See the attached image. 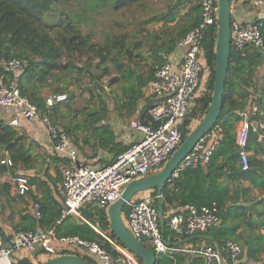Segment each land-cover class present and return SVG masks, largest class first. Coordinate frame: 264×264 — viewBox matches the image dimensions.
Segmentation results:
<instances>
[{
    "label": "trees",
    "instance_id": "obj_1",
    "mask_svg": "<svg viewBox=\"0 0 264 264\" xmlns=\"http://www.w3.org/2000/svg\"><path fill=\"white\" fill-rule=\"evenodd\" d=\"M148 1L0 0V85L13 78L4 68L5 62L14 58L24 60L26 64L23 72L15 78L20 95L33 104L40 114L47 115L53 125L61 128L81 152L83 145L107 150L112 153V161L127 146L115 142L112 131L104 124L100 125V121L106 118L111 104L112 110L130 116L143 102L139 121L147 123L150 120L147 114L150 100L143 101L144 89L153 79L156 68L167 62L174 53L179 40L201 21L198 0H169L162 10L145 18L144 25L150 22L164 24L158 33H144L146 30L142 26L128 31L117 20L104 19L124 10L145 12ZM100 17H103L102 22H99ZM258 21L262 23L261 34L264 39V17ZM172 22L175 23L169 26ZM97 26L102 28L100 35L96 34L94 27ZM114 26L119 29L118 32L113 31ZM216 37L217 22H214L207 27L202 41L203 57L209 69L206 89L195 96L194 104L190 105L180 123L182 140L193 129L192 125L202 118L211 102ZM263 63L262 53L252 45L240 50L231 47L222 108L215 125L220 128V136L209 163L207 166L184 169L165 183L160 192L165 217L170 208L186 204L201 207L216 203L218 224L193 234L197 237L189 241H198L199 244L204 242V245L192 247L191 250L200 246L219 249L224 264H231L225 242L234 241L232 235L236 229L225 224L227 210L244 208L235 203L223 207L228 189L220 179L226 182L248 181L264 191V142L258 141L260 132L249 130L245 150L253 153L248 156L246 169H242L239 164V147L235 143L236 127L242 119L239 113L247 112L254 105L256 112H248L249 120L264 123V74H258ZM104 77H108L105 85L102 83ZM52 94H64L66 99L47 107L45 98ZM71 113L81 115L80 122L72 121L74 119L70 122ZM78 133H83L80 142ZM27 138L21 130L8 124L0 110V159L4 155L11 159V174L19 166L24 169L33 167V145L27 142ZM48 158L61 179L60 169L66 161L53 153ZM48 179L52 178L48 176ZM36 180L30 179V183ZM9 187V183L1 185L4 192ZM58 195L61 197L60 191ZM35 202L41 207V217L38 220L32 217L33 229L36 226L54 228L57 236L78 237L96 242L109 250L108 243L97 229L118 242L104 210L82 208V220L74 215L62 217L61 202L48 191L41 198L35 197ZM259 203L264 206V198ZM126 210L125 206L122 214ZM165 220L162 234L164 241L170 249L184 251L156 254L155 264H206L203 256L185 250L183 244L177 246L186 237L173 234ZM142 244L152 249L144 241ZM69 254L80 256L87 264H98L88 254ZM17 264L31 263L21 258Z\"/></svg>",
    "mask_w": 264,
    "mask_h": 264
},
{
    "label": "built area",
    "instance_id": "obj_2",
    "mask_svg": "<svg viewBox=\"0 0 264 264\" xmlns=\"http://www.w3.org/2000/svg\"><path fill=\"white\" fill-rule=\"evenodd\" d=\"M198 1L201 5V21L196 27L187 31L177 43L174 53H177L179 60L167 61L159 65L153 79L148 83L147 93L150 104L147 114L150 120L147 123L139 120L131 121L130 128L138 133L139 137L131 141L124 151L107 163H99L94 157L86 162L81 161L78 148L68 135L20 95L15 78L23 72L25 61L14 58L5 62L4 68L13 78L6 84L0 85V110L8 124L18 128L22 120L39 123L48 135L51 152L66 161L60 169L62 217L74 215L84 220L81 209L85 207L106 212L109 205L120 197L127 183L158 171L181 143L180 123L188 112L192 100L204 90L203 86L206 82L203 75L206 67L202 52L203 36L207 27L217 22V0ZM243 1L256 12V17L246 23L231 20V47L240 50L246 45H252L260 50L264 57L262 23L258 21L261 15L264 16V0ZM259 70L264 74V63ZM107 80L108 77H104L102 83L105 85ZM65 99L64 94H52L45 98V104L47 107H52ZM249 111L255 113L256 107L251 105L247 112L239 113L242 119L235 135L242 169L248 167V152L245 146L249 130L259 131L258 141L264 142V123L250 121ZM219 136L220 128L215 126L183 158L172 177H177L187 168L207 166L218 144ZM0 165L9 170L13 162L4 155L0 159ZM11 182L15 192L21 197L32 191L30 179L25 174L11 175ZM148 192V195L139 199L134 196L127 203V210L122 214L123 223L141 242L150 245L155 254L184 251L179 248L172 250L164 241L156 206L160 194L154 190ZM31 215L36 220L41 217V207L37 202L32 205ZM165 219L173 234L189 238L218 224V207L215 202L201 207L186 204L170 208ZM95 230L108 243L109 250L96 242L81 240L78 237L57 236L54 228L44 229L36 226L32 230L15 229L8 239L0 233V261L7 259L5 264H17L20 258H16V255L21 252L28 255L31 252L41 251L53 255L49 256L51 258L60 254H69L67 251H70L89 254L95 257L99 264H142L123 245ZM261 232L264 237V226ZM60 243L74 247L59 249ZM225 249L231 264H251L250 260L244 257L243 249L238 243L226 241ZM62 250L67 251L60 253ZM190 252L203 256L206 264H222L223 261L218 249L211 246H200ZM12 257L14 259H11ZM260 264H264V261Z\"/></svg>",
    "mask_w": 264,
    "mask_h": 264
},
{
    "label": "crops",
    "instance_id": "obj_3",
    "mask_svg": "<svg viewBox=\"0 0 264 264\" xmlns=\"http://www.w3.org/2000/svg\"><path fill=\"white\" fill-rule=\"evenodd\" d=\"M231 19L240 23H246L252 21L256 17V12L243 0H231L230 3ZM179 58L177 53H172L167 61L177 62ZM258 74L261 71L258 70ZM147 88L144 89V100L148 99ZM140 103L138 109H136L130 116L122 115L117 111L109 108L104 121H100V125L104 124L108 130H111L115 142L120 143L122 146H127L131 141L136 140L139 134L130 128V122L133 120H140V110L142 107ZM240 124L238 123L236 131ZM195 127V126H194ZM193 127V128H194ZM28 138L27 142L32 143V154L35 158L33 161V167L24 169L23 167H17L13 174L21 173L29 177V179H37L31 183L32 191L26 196H19L12 185L10 169L0 173V233L8 239L10 234L15 229L32 230L33 221L31 215V209L34 202V198H41L46 191L50 192L52 196L60 201L58 195L61 188V179L57 175L55 165L51 163L48 155L51 154V146L48 139V135L44 131L42 125L35 122H28L22 120L18 127ZM83 133H78L77 137L82 136ZM93 143V140L91 141ZM80 160L89 161L90 159L97 158L99 163L110 162L112 153L107 150L92 149L89 146L83 145V152L79 149ZM253 152L248 150V156ZM48 176L52 179L49 180ZM57 176V177H56ZM38 181V182H37ZM223 185L227 186L228 193L227 198L224 200V206H229L235 203V205H241L244 209H238L237 211L227 210L225 216V224L227 227H235V231L232 238L243 249L244 257L250 260L251 264H260L264 261V237L261 229L264 226V206L259 203V200L264 198V191L251 185L248 181H229L226 182L223 178L220 179ZM42 182V184H41ZM3 183H9V190L4 192L1 189ZM148 192V191H147ZM143 192V193H147ZM149 192L147 193V195ZM197 237L193 235L190 239ZM185 250H191L192 247L204 245L203 243H195L187 241L183 243ZM24 257L31 264H37L41 261L37 259L34 261L30 259V256L23 254L22 252L16 255V258ZM11 259H14L12 257ZM7 259L1 260L0 264H5Z\"/></svg>",
    "mask_w": 264,
    "mask_h": 264
},
{
    "label": "water",
    "instance_id": "obj_4",
    "mask_svg": "<svg viewBox=\"0 0 264 264\" xmlns=\"http://www.w3.org/2000/svg\"><path fill=\"white\" fill-rule=\"evenodd\" d=\"M231 0H217V37L214 62V82L211 102L207 111L197 122L195 127L183 138L179 146L165 161L162 167L145 177L133 179L126 184L120 197L115 200L106 210L110 229L117 241L138 257L142 264H155L156 254L153 249L146 248L140 239L123 223L122 210L127 203L136 195L150 190H156L160 194L163 185L169 182L173 172L181 161L195 147L200 139L208 134L216 125L222 108L224 83L229 63L231 49ZM264 16L261 15L260 18ZM7 171L5 166L0 165V173ZM161 196L157 200L159 216V227L163 234L165 227V216L161 205ZM185 238L177 243V246L189 241ZM220 253V250L218 249ZM221 254V253H220ZM37 264H87L76 254H60ZM222 264L223 261H222Z\"/></svg>",
    "mask_w": 264,
    "mask_h": 264
},
{
    "label": "rangeland",
    "instance_id": "obj_5",
    "mask_svg": "<svg viewBox=\"0 0 264 264\" xmlns=\"http://www.w3.org/2000/svg\"><path fill=\"white\" fill-rule=\"evenodd\" d=\"M79 1L81 2L82 0H79ZM168 1L169 0H149L148 1V6H147V9L145 10V12L140 11V10H135V9H132V10H124V11H121V12H118V13L111 14L110 15V18H109V16L108 17H104V19L106 21H110L112 19H115V20H117V22L119 24L124 25V28H126L128 31L135 30L138 27L142 26L146 30L144 33H147V31H155V32L158 33V32H160V29L162 27H164V24H162L160 22H150L149 24L144 25V22L143 21L149 15H152L153 12H157L159 10H162L166 6V4H167ZM182 13H184V11H182ZM178 18H176L175 22L178 21ZM102 21H103V17H100L99 18V22H102ZM175 22H172V23H170L168 25L171 26ZM94 28L96 29V34L97 35H100L102 28L99 27V26L94 27ZM107 30H109V28H107ZM113 31L118 32L119 29L116 26H114ZM204 70L205 71L203 72V75H205L204 76V80H206L207 77H208V74H209V69L206 66L204 68ZM203 88H204L203 91H205V89H206V82L204 83ZM191 104L192 105L194 104V100H192ZM112 106H113V104H111V106L109 108L112 109ZM69 117H70V122H71L72 119H74L72 121H74V122L77 123V122H80V119H81V115H79V114H75V115L72 114ZM195 123L192 125V128H193V126H195L197 124V123L196 124ZM146 195H147V193H143L142 192V193L136 194L135 197H136V199H139V198H142V197H144ZM124 220H125V218H124ZM73 247L74 246H70V245L65 244V243H60L59 244V249H61V248H71V249H73ZM65 251H67V250H62L60 253H63ZM67 252H70V251H67ZM28 255L30 256V259H32L34 261H37V259L44 260L46 258H49V256H53V255H49V254H46V253L41 252V251H39V252H37V251L36 252H31V253H28ZM91 258L97 263V260H96L95 257L91 256ZM98 264H99V262H98Z\"/></svg>",
    "mask_w": 264,
    "mask_h": 264
}]
</instances>
